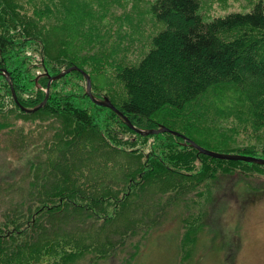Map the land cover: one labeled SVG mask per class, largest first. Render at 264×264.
<instances>
[{
    "label": "trees",
    "instance_id": "1",
    "mask_svg": "<svg viewBox=\"0 0 264 264\" xmlns=\"http://www.w3.org/2000/svg\"><path fill=\"white\" fill-rule=\"evenodd\" d=\"M138 1L97 0L93 12L79 0H0V264H133L175 207L184 211L177 264H186L211 183L264 180L263 164L130 129L91 101L80 71L24 110L76 66L93 97L137 129L165 126L211 151L264 158V0L210 18L201 0H146L130 16L137 34L116 41L111 12Z\"/></svg>",
    "mask_w": 264,
    "mask_h": 264
},
{
    "label": "rangeland",
    "instance_id": "2",
    "mask_svg": "<svg viewBox=\"0 0 264 264\" xmlns=\"http://www.w3.org/2000/svg\"><path fill=\"white\" fill-rule=\"evenodd\" d=\"M22 1L27 3L29 0ZM79 1L93 12H98L97 0ZM145 1L139 0L135 7H125L123 10L117 8L111 12V15H116V41L127 42L135 32L137 34V29L130 25V16L135 12L144 14ZM253 1L255 0H201V12L210 18L230 11H245L250 9ZM33 3L38 4L39 0H33ZM30 6L32 7L31 4ZM121 18H125L123 23L119 21ZM104 21H107V18ZM126 21L131 27L130 33L123 31ZM95 25L100 26L101 23L96 22ZM119 26L122 27L121 30ZM137 45L144 52L149 48L145 41L141 44L138 42ZM139 54L140 52H136V56ZM211 184L203 217L205 230L196 242L191 259L185 263L264 264V180L232 177ZM183 212L180 207L163 211L161 220L154 228L149 229L147 240L133 264L178 263ZM104 264H112V261Z\"/></svg>",
    "mask_w": 264,
    "mask_h": 264
},
{
    "label": "water",
    "instance_id": "3",
    "mask_svg": "<svg viewBox=\"0 0 264 264\" xmlns=\"http://www.w3.org/2000/svg\"><path fill=\"white\" fill-rule=\"evenodd\" d=\"M71 71H80V73L83 75L84 79H85V91L86 94L88 95V97L91 99L92 102H94L97 105L106 107L111 109L112 111H114L115 113H117L118 115L122 116L127 124V126L130 129L135 130L136 132L142 134V135H149V134H156V133H163V132H167L170 133L172 135H176V136H180L187 144H189L191 147L195 148L199 153L204 154L206 156L215 158V159H220V160H233V161H244V162H255V163H260L264 165V158L261 157H254V156H249V155H241V154H230V153H220V152H216V151H211L209 149L203 148L201 146H199L197 143H195L193 140L189 139L188 137L179 134L176 131H173L165 126H160L157 129H148V130H143V129H137L135 128L131 122L129 121V119L127 117H125L124 115H122L119 110L111 103V101L108 98H103L102 100L96 99L93 97L92 93H91V80L90 77L87 73H85L84 71L80 70L78 67L76 66H72L69 67L63 71H61L59 74L51 76L49 78L47 87L45 89L46 92V96L45 98L42 100L41 103H39L37 106L33 107L32 109H24L27 112H33L38 110L39 108H41L46 100H47V93H48V89H49V84L51 81L53 80H58L59 78H61L62 76H64L65 74L71 72ZM5 77L8 80V75L5 73ZM11 86V84H10ZM11 91H12V96L14 101L19 105L14 90L11 86Z\"/></svg>",
    "mask_w": 264,
    "mask_h": 264
}]
</instances>
